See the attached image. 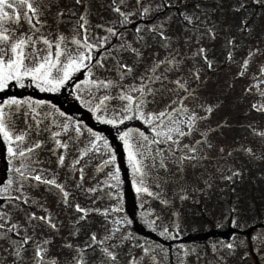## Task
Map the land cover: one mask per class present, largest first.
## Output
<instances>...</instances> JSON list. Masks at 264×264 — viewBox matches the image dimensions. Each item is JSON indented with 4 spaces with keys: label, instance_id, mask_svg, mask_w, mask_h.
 <instances>
[{
    "label": "rangeland",
    "instance_id": "obj_1",
    "mask_svg": "<svg viewBox=\"0 0 264 264\" xmlns=\"http://www.w3.org/2000/svg\"><path fill=\"white\" fill-rule=\"evenodd\" d=\"M192 1L199 7V12L192 11L191 7H195V4L190 3ZM44 2L49 4V7L41 6L44 15L40 19L46 21V27L42 31L51 40H55L57 34H63L69 39L74 36L83 39V29L76 30L81 22L79 18L85 17L88 22V42L94 47L90 51L81 50L91 55V60L85 61L87 67L74 72L55 92L41 91L36 82L32 81L30 85L35 98L32 97L31 90L26 92L28 98H16L13 94L21 89L17 88L16 81H9L7 87L0 90V96L4 98L3 101L16 98L28 102L13 113V134L26 133V140L23 145L7 142L8 148L12 147L16 151L18 148H27L40 142L42 147L36 149L35 154L29 157L32 167L37 172L44 169L41 174L47 179L55 178L57 183L65 186L70 195L68 203L65 204L56 189H50V186L45 184L33 187L31 185L37 182L31 179L23 183L22 192L17 191L21 183L19 174L13 169L20 168L24 161L19 157L13 158L8 152L12 174L10 181L13 183L7 190L2 189L0 196L20 199L8 201L0 211L8 213L12 221L27 228L29 236L33 235V229L28 226L26 214L53 217L58 232L44 227L37 228L35 234L37 240H51L47 255L56 258L59 264H71L73 256L76 255L63 247L68 243L85 250L83 264H100L99 251L86 248V241L92 233H96L98 239L106 234L111 235L112 238L107 243L114 245L112 250L117 255L119 264H130L133 261L134 264H264V228L252 234L251 238L233 236L234 232L248 229L250 226L264 227V140L253 134V130L264 132V112H257L252 107L254 104H264V96L260 95L264 92V79L260 78L261 67L264 66V3H258L257 0H140L139 4L137 0H124L123 3L121 0H82L80 4H76L75 0ZM117 7L121 12L131 13L127 22L122 23L123 17L115 11ZM145 7L151 11L143 13ZM174 8L180 12H175ZM61 10L64 15L58 18L56 14ZM161 10H164L166 16L155 20L154 17L160 14ZM24 11L23 8L19 9L21 15ZM185 15L198 16L199 20L194 19L189 24L184 19ZM108 28H112L116 33L113 43L114 35L106 31ZM137 28L141 31L138 32ZM206 29H213L214 38L212 34L206 33ZM19 31H28V25L23 19L20 21ZM161 31L171 38L167 49L161 46ZM234 31L237 32L236 36H232ZM234 37L239 41H235ZM228 40L233 43L228 44ZM242 41L250 42L248 53L255 46L254 51L257 54L250 60L241 76L237 75V72L239 74L242 71L241 61L245 58L246 50L239 46ZM109 46H112L111 49ZM69 47L74 46L69 44ZM102 47H107L108 50L97 58L96 51H101ZM200 48L207 50V59L212 61L211 68L202 57L194 56ZM132 49L138 50L141 55L137 57ZM177 54L182 60L180 70L166 73L167 80L163 82V87L160 82L149 84V87L160 91L154 96H146L148 102L142 104L139 111L135 106L132 111H121L126 103L118 99L121 92L128 91L129 86H139L140 77L147 76L154 61ZM120 64L132 67L133 72L122 77L121 72L124 69L118 67ZM163 72L164 68L161 67L157 70V75ZM176 72L177 75L174 76ZM192 73H198L199 79ZM177 78H181L182 82L187 80L188 88L194 90L195 97H198L185 99V106L196 107L200 115L205 113L200 110L199 105L214 108L209 118L200 122L199 129L215 131L208 135L212 147L201 146L200 154L208 159L197 163L195 167L191 163H185L182 175L178 173L174 163L165 161L167 169L175 176V180L170 178L166 183L161 182V199L168 201L166 205L146 194L137 193L135 177L125 148L124 155L118 159L114 151L104 147L103 141L106 139L95 132L91 131L103 139L95 141L96 150L88 151L80 164L73 169V162L80 154L92 148L90 142L94 137L90 135L79 116L62 114L56 107L39 100L41 95L56 99L58 93L73 94L81 105L93 111L97 118L103 116L116 120V123L126 122L128 125L132 123V119L146 123L148 114L165 111L172 101L185 95L182 91L178 94L168 91L174 87L169 81ZM26 80L24 78L20 82L22 87ZM109 80L114 86L108 89L97 88L89 83ZM129 94L134 97L139 95L136 92ZM105 95L110 99L96 110ZM125 116L131 118L124 119ZM64 124L68 125L67 130L63 128ZM168 124L167 117L163 123L154 121L152 125L148 124L151 129L148 135L144 136L149 140H159L160 137L155 136L153 127L159 125L158 131H167L165 125ZM76 129H80V132L77 133ZM53 132L60 135L53 138ZM128 132L132 133L135 142L142 141L143 138L139 135L141 131L130 129ZM200 138L198 132L193 133L192 137L185 138L183 143H194ZM56 140L62 141L67 148L57 147ZM1 144L0 140V149ZM157 148L164 150V156L169 155L166 144L150 145L153 155ZM248 148L251 149L250 154L245 152ZM60 155L65 157L63 165L57 163ZM112 156L115 157L114 163L102 167L104 161ZM125 158L129 167L127 176L132 179L135 187L132 192L124 175L123 179H120V169L125 166ZM144 163L151 169L145 181L146 186L154 192H160L161 189L155 186L154 178L157 175L167 176L169 173L164 170L157 172L151 168L153 161L150 158L145 159ZM81 168L83 180L80 178ZM22 171L31 172L32 169ZM117 171L118 180L108 175ZM233 172L239 175L233 176ZM220 180L222 182H219ZM77 184L81 187L78 188ZM93 188L96 191H88ZM181 196H186V199H181ZM25 199L27 203L24 202ZM77 204L88 210L85 220H79L83 213L75 211ZM124 204H128L129 215H125ZM41 206L47 209V212L42 210ZM113 207H119L120 211L112 213L110 209ZM146 211L152 213L147 218L144 216ZM105 212H108L107 217ZM201 214L203 219L212 223L207 224L202 220ZM228 218L232 219L229 220L232 222L231 227L226 223ZM146 219L154 220L155 224L150 227L145 222ZM165 228L168 234L162 235ZM115 229L119 231H113ZM138 231L140 236L136 233ZM20 235H24L23 230ZM174 240L178 241L175 246L170 243ZM56 241L59 243L55 250L51 244ZM180 242L185 246L178 247ZM32 244L33 241H30L29 248ZM228 244H233L234 247L229 249L226 247ZM6 249H9V242L0 240V264H13V257L8 255ZM23 257L21 264H32L31 251L24 252Z\"/></svg>",
    "mask_w": 264,
    "mask_h": 264
},
{
    "label": "snow or ice",
    "instance_id": "obj_2",
    "mask_svg": "<svg viewBox=\"0 0 264 264\" xmlns=\"http://www.w3.org/2000/svg\"><path fill=\"white\" fill-rule=\"evenodd\" d=\"M82 0H75L76 4H80ZM124 0H121L123 3ZM140 0H137L139 4ZM258 3H264V0H257ZM41 6L44 8L49 7V4L45 3L44 0H0V90H3L7 87L9 81H16L20 83L25 77H30L32 81H35L37 86L40 87L41 91L55 92L57 91L76 71L82 67H87L85 61L91 60V55L86 54L85 51L81 49L91 50L94 46L88 42L89 37L87 35V20L84 16H81L78 29H83L85 36L83 39H78L75 36L69 39V37L64 36L63 34H57L55 40H51L48 36L43 34L42 29L46 27V21L41 20L40 17L44 15V12L41 11ZM23 8L25 11L22 13L19 12V9ZM121 17H123L122 23L127 22L128 16L131 13L121 12L119 7L115 9ZM151 11L150 8L145 7L143 13H148ZM57 17L64 15L63 11L57 12ZM23 19L28 25L27 32H20V21ZM184 19L188 21L189 24L193 22L194 19L199 20L198 16H188L185 15ZM39 25V27H37ZM97 27H101L97 25ZM107 32L115 35L116 33L112 28L106 29ZM137 31H141L140 28H137ZM206 33L212 34L214 38L213 29H206ZM160 43L164 48L169 47L170 37L164 35L163 31L160 32ZM228 44H232L231 40L227 41ZM69 44L74 47H69ZM43 45V47H40ZM123 47V46H122ZM137 57L141 54L138 50L132 49ZM207 50L204 48L198 49L194 56H200L204 59V62L208 65L209 68L212 67V61L207 59ZM254 51H250L249 55L243 61L241 68L242 71L239 75L244 74V70L247 69L250 60L255 56ZM194 58V57H193ZM229 59H231V52H229ZM99 63V61H98ZM182 64V60L179 58V55H172L170 58H165L164 60L154 61L153 64L148 69L147 76H141V84L139 86H129L128 91H122L118 99L121 101H126L123 104L121 111L128 112L132 111L135 106L136 110H140L142 104L147 103L146 96L155 95L156 92L160 89H153L149 87V84L160 82L163 87V82L167 80L166 73L172 71H179ZM101 66H103L101 64ZM120 69H124L121 72V76L131 74L133 68L124 64L118 66ZM161 67L164 68V72L157 75V70ZM195 78L198 80V73H192ZM260 78L264 79V66L261 67ZM174 85L173 88L168 91L173 94H178L179 92H184L185 95L180 97L177 100L172 101L165 111H161L155 114H148L146 118V123L152 125L154 121H160L163 123L165 117H167L169 124L165 125L167 131H158L157 128L159 125L153 127L156 137H160L159 140L153 138L151 140L148 137L144 136L141 132L139 133L142 137V141L139 143L135 142L134 137L131 132H125L120 136V139L123 141L125 151L127 152L128 162L132 168L134 179V184L136 185L137 193L146 194L148 197H151L154 200H159L161 204H167L168 201L161 199V193L163 191L161 187V182L166 183L168 179L175 180V176L171 175L170 170L166 167V160H170L177 167L178 173L182 175L184 171L185 163H191L193 167L197 163L202 162L203 160L208 159L207 156L201 155V146L206 145L208 148H211L212 145L208 141V135L211 131L215 129H208L206 131H200L199 124L202 121H205L209 118L211 113L214 111L212 106L199 105L201 111L205 115H200L196 110V107L189 108L183 104V101L188 98L198 99L195 97L194 90L188 88L187 80H181L177 78L175 80L169 81ZM89 83L95 85L97 88L108 89L114 86L112 81H89ZM129 92L139 93L137 96L129 94ZM261 96H264V92L260 93ZM110 97L105 95L101 98L100 103L97 105L99 110L102 106L105 105V102L109 100ZM28 103L27 101H20L16 98H10L0 102V137L3 138L5 142L9 144L16 143L17 145H23L26 140V133L13 134L14 123H13V113L17 111L23 104ZM175 105H180V107H175ZM253 109L257 112H264V104H254ZM173 113L176 115L174 116ZM142 116L143 112L140 113ZM27 115V114H26ZM183 117V118H181ZM131 117L125 116L124 119H130ZM35 119V117H34ZM101 123L106 124H115L116 120L106 119L103 116L98 117ZM37 130H39V123L36 125ZM68 125L64 124L63 128L67 130ZM31 128V125L29 126ZM77 133L80 132V129H76ZM199 133L200 139L195 140L194 143H183V140L188 137H192L193 133ZM90 135L94 137V140L90 143L92 148L86 149L85 152L80 154V157L77 158L72 165L74 169L76 165L80 164L81 159L88 151L96 150L95 141L102 140L100 136H96L95 133H92L89 130ZM254 135H258L264 140V132H257L253 130ZM60 133L53 132L52 137L55 138L59 136ZM146 141L147 143H144ZM104 142V147L108 148V143L106 140ZM57 147L67 148V145L60 140L55 141ZM160 145L166 144L168 146V156H164L163 149L157 148L155 154H152L150 145ZM42 147L40 142H36L33 145L27 148H18L14 151L12 147L8 148L9 154L13 157H19L22 159V164L20 168L13 169L14 172L18 173V179L21 183V187L17 191H23V183L31 180L37 182L33 187L38 184H45L57 190V194L61 196L63 203H68V198L70 193L65 190L63 184L57 183L55 178L47 179L41 173L45 170L40 169L39 172L32 167V163L29 160L31 155H34L36 149ZM55 152V149L53 150ZM221 151H223L221 149ZM245 152L251 153V149H245ZM183 153V154H181ZM231 155V153H229ZM151 159L153 164L151 168H154L159 172V170H164L166 173H169L167 176L157 175L154 178V183L157 188H160V192L152 191L148 186H146V179L149 177L151 169L145 165V159ZM65 157L63 155L58 156L57 163L58 165L64 164ZM159 163H156V161ZM115 157L112 156L110 159L104 161L103 166L113 164ZM22 169H32L31 172L22 171ZM81 172V180H83V168L79 169ZM99 171V169H98ZM35 173V174H33ZM112 179L118 180V171L115 173L108 174ZM233 176L239 175L237 172L232 173ZM231 177H225V179H230ZM12 181L8 182L6 189L11 187ZM207 183V182H206ZM77 187H81L80 184H77ZM211 187V185H208ZM88 191H96L95 188L89 189ZM181 199H186V196H181ZM6 201H11L13 199L19 200L20 197H4ZM27 203V199L24 201ZM18 207V205H17ZM2 208V205H0ZM42 210L47 212V209ZM75 211L83 213L79 220H85L88 214V210L82 209L79 204L75 205ZM112 213L120 211L119 207H113L110 209ZM235 211V209H233ZM152 213L146 211L144 213L145 218H147ZM104 215L107 217L108 212H105ZM26 220L28 226L33 229V235L29 236L27 234V228L19 224V222H14L11 220L10 215L6 212L0 211V240H7L9 242V249L5 251L9 256L13 257V264H21V261L24 259L23 253L25 251H31L32 253V264H59L58 260L54 257H49L47 254L49 252L48 245L51 243L50 239H36L35 230L37 228L47 227L53 231L58 232L57 224L53 222L54 218L50 215L46 216H36L35 213L30 215L26 214ZM151 227L155 224L154 220L145 221ZM7 226V227H6ZM21 230H23L24 235H20ZM113 231H119L115 229ZM107 232V229H106ZM162 235H167L168 230L165 228ZM13 237H16L13 239ZM111 235L106 234L102 238L98 239L96 233H92L90 238L86 241V248H91L93 251H99L101 254L100 264H119L117 255L112 250L114 245H109L107 241L111 239ZM33 241L31 248H29V242ZM63 247L68 248L69 250L76 253L73 256L71 264H83V255L85 254L84 249L74 247L72 244L68 243L63 245ZM227 248L232 249L233 244L226 245ZM130 264H134L130 262Z\"/></svg>",
    "mask_w": 264,
    "mask_h": 264
},
{
    "label": "trees",
    "instance_id": "obj_3",
    "mask_svg": "<svg viewBox=\"0 0 264 264\" xmlns=\"http://www.w3.org/2000/svg\"><path fill=\"white\" fill-rule=\"evenodd\" d=\"M44 98H47V97H44ZM71 106H72L71 108H69V107L68 108L69 109H73V107L79 108L77 105L74 106V104H72ZM124 126H125V128L123 129L122 127H124ZM128 126H129L128 123H123V124L119 125L117 128L110 127V126H103V127L108 131V133L112 134L111 135L112 140L114 139L116 141H119L120 140V136L124 134V132H125V130L127 129ZM1 171H4V168H2ZM0 204H1V201H0Z\"/></svg>",
    "mask_w": 264,
    "mask_h": 264
}]
</instances>
